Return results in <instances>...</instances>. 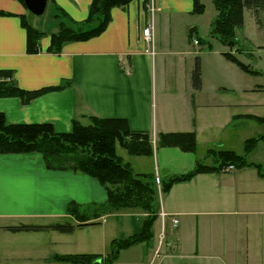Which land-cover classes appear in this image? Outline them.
<instances>
[{"label":"crops","instance_id":"crops-1","mask_svg":"<svg viewBox=\"0 0 264 264\" xmlns=\"http://www.w3.org/2000/svg\"><path fill=\"white\" fill-rule=\"evenodd\" d=\"M92 1L49 0L50 18L55 19L49 25L47 20L30 22L31 12L24 1L0 0V71H13L14 83L27 91L69 82L29 103L18 97H0V113L7 122L49 123L58 133H69L75 121L90 124V116L125 119L133 131L149 133L156 142L160 133L194 132L198 150L191 169L201 160L204 149L232 150L243 155L248 138L242 131L253 114L232 115L226 110L263 105L264 100L248 101L249 92L262 89L227 87L232 62L225 53H231L230 48L228 52L218 48L190 50L191 34L200 27V15L193 14L194 1L153 0L152 13L145 6L146 0H133L126 7L112 10V20L99 36L68 42L59 53L50 51L52 35L63 24L85 21ZM247 9L258 30L264 31V10L258 23L251 8ZM23 19L45 33L37 52L27 51ZM149 25L154 27L157 53L153 56L146 53L148 44L143 38V30ZM239 33L249 42V48L264 47L246 35L244 26ZM200 43L194 42V47ZM238 53L231 54L245 64ZM197 58L202 73L198 89L193 83ZM214 72L219 73L218 77ZM228 94L243 97L232 102ZM221 115L227 116L221 120ZM232 136L243 142L238 151L228 145ZM158 149L156 145L155 153ZM154 155L149 158L155 160ZM152 169L160 171L157 164ZM146 170L135 172L150 173ZM165 171L180 175L190 170ZM262 174L264 169L261 173L256 167L227 168L174 184L161 199V209L170 214L164 223L161 221L166 232L169 223L177 234L158 264H172L167 259L176 260L175 264H264ZM107 199L104 186L87 174L48 169L38 153H0V264H78L64 257L79 254L106 258L114 239L140 232L145 216L138 210L108 211L101 216L105 220L99 217L90 221L99 224L79 226L82 222L69 212L70 204L76 203L81 212L93 213ZM174 218L179 220L177 226ZM56 225H73L74 229L63 232L53 227ZM22 226L43 228L14 230ZM98 227L102 229L95 231ZM153 248V242L134 244L122 250L111 264H121L123 257L129 259L124 264H147L148 258L153 261Z\"/></svg>","mask_w":264,"mask_h":264},{"label":"trees","instance_id":"trees-1","mask_svg":"<svg viewBox=\"0 0 264 264\" xmlns=\"http://www.w3.org/2000/svg\"><path fill=\"white\" fill-rule=\"evenodd\" d=\"M132 1L93 0L89 8V16L85 21L73 23L72 26L63 24L60 31L52 35L50 51L59 53L68 42L86 41L99 36L111 22L112 10L116 7H126ZM193 1V14L204 13L206 6L203 0ZM211 1L217 11V16L211 24V37L232 48L237 45L235 37L238 30L244 26V8H251L258 23H260L259 14L264 10V0ZM147 4L145 3V6ZM23 25L27 29V51L29 53L39 51V42L45 33L34 28L26 19H23ZM225 56L252 75L262 74L246 66L230 53H226ZM12 76L13 71H0V97H18L24 103H29L43 93L64 88L69 84L66 82L59 87L27 91L16 85ZM201 76V62L197 58L193 72V83L197 89L201 87ZM248 117L264 122V117L253 115ZM73 125L71 132L58 133L49 123L10 124L4 114L0 113V153H38L42 156L48 169H71L97 179L107 191V202L98 206L92 215L81 212L76 203H71L69 212L82 222L79 226L99 224L97 221H90L101 217L108 211L142 210L145 216L142 219L140 232L127 238L114 239L111 244V252L106 258L94 254L64 257L78 264H99L98 260H101V264H111L118 259L122 250L141 242L148 245L152 243L153 228L158 219L157 214L160 208V197L154 185L156 182L153 175L135 172L132 165L126 163L117 153L116 143L119 142L122 148L132 156L152 157L155 148L149 133L133 131L125 119H104L93 116L88 125L79 121H75ZM260 142H264V136L248 139L243 155L232 150L219 149L217 151L210 148L208 156H213L217 162H222L221 167L205 166L199 160L196 167L189 173L171 176L163 180V194L169 193L174 184L187 182L197 174L221 172L231 166L237 169L256 167L262 173L264 167L261 164L247 159ZM156 145L157 148L176 147L183 152L195 153L198 150V140L194 132L160 133ZM222 167L224 169H221ZM53 227L63 232H71L74 229L73 225ZM41 228L43 227L22 226L16 227L14 230H40Z\"/></svg>","mask_w":264,"mask_h":264},{"label":"rangeland","instance_id":"rangeland-1","mask_svg":"<svg viewBox=\"0 0 264 264\" xmlns=\"http://www.w3.org/2000/svg\"><path fill=\"white\" fill-rule=\"evenodd\" d=\"M151 0H148L147 3H149ZM204 3H206V8L204 13H202L200 16H198L197 18V22H199L200 27H198L197 33L192 35L191 38V42L192 45L190 46V50L192 52L197 51H201V52H205V51H213L218 49H222L225 52L229 51V48L231 50V53H238V57L240 60H242L243 62H245V64H250L253 70H257L259 72H261L262 74L254 76L246 71H244L237 63L231 61L232 63L230 64V75H231V80H230V84L227 85V87L229 88H237V86H246V87H251V88H257L262 89V91L259 92H249L248 93V101H257L258 100H264V47L259 48V47H252L249 48V42L245 39H243L241 37V34L238 32L237 36L235 37L236 40V46L232 47H226L224 46L220 41H218L216 38L211 37V24L212 21L214 20V17L216 16V9L215 6L213 4V2L211 0H203ZM146 3V4H147ZM154 4V3H153ZM150 6V5H148ZM245 9V8H244ZM150 10L151 9H147ZM51 8H47L46 12L42 15V16H36L34 14H29V20L31 22V20L35 19L36 21H48L49 25L53 23V21H55L54 18H50L51 16ZM243 16H244V27H245V33L247 36H249L251 39L254 40V42L256 44H263L264 45V31H260L258 30L254 19L251 17L250 11L249 9L247 10H243ZM262 19L264 21V14L262 16ZM153 26V25H152ZM240 31V30H238ZM196 41H201L200 45L201 46H196L194 47V42ZM154 47H155V42H154ZM247 50H250L251 53L246 54ZM147 53V52H146ZM156 47H155V55H156ZM230 53V54H231ZM149 54V53H148ZM226 54V53H225ZM244 54V55H242ZM151 55V54H150ZM233 55V54H231ZM242 55V56H240ZM234 56V55H233ZM235 57V56H234ZM238 65V66H237ZM248 66V65H246ZM227 70V69H226ZM215 76L218 77V72H214ZM237 73H241V74H237ZM228 75V70H227V74ZM213 77V75H211ZM239 77V78H238ZM228 98L232 101V102H236V101H240L242 100L243 95H236V94H228L227 95ZM247 110V111H246ZM227 112L231 111L232 115L233 114H238V113H244V112H248L249 114H253L256 116H261L264 117V104L263 105H258V106H254V107H247V109L242 108L240 111L239 109L236 108H228L226 110ZM238 112V113H235ZM227 116V115H225ZM224 115L220 116V119L222 120L224 117ZM92 116H90L89 119H91ZM88 119V120H89ZM248 127L246 130L242 131V134L245 135V137H247L248 139L250 138H258L261 136H264V122H260L258 121L256 118H249L248 120ZM203 138V137H202ZM229 138H231V143L228 142ZM227 140L228 145L232 146V148L236 151H238V149H240V147L243 146V142L239 139V138H234L229 137ZM152 140V138H151ZM207 141V140H204ZM153 143V147L155 148L156 146V139L152 140ZM117 146V153L123 158V160L128 163V162H132L135 165L132 166L136 171H140V170H146L149 168V170L146 171H150V174L153 175L154 180H155V187L157 188V191L159 193V202H160V208H159V212H158V219L156 221V225H155V231H154V238L152 240V242L154 243V248L152 249L153 251H156L159 246H160V237L161 234L163 232V227H162V218L160 217V213H161V199L162 197H164L165 195L162 192V185H163V180L168 179L171 176H175L172 172L170 171H165L166 169H170V170H176V171H180L183 168H189L190 171H192V165L194 162V158H195V154L193 152H183L182 150H180L179 148L176 147H164V148H159L158 151L155 153L154 152V157L155 160H153L152 158L149 157H144V156H132L128 153V151L124 148H122L121 144L119 142L116 143ZM214 150L218 151V148H213ZM211 150H202L200 152L201 155V161L205 166H210V167H221L222 162H217V160L213 157V156H208V152ZM248 161H254V163L257 164H264V142H260L257 149L255 150V152H253L251 155H248L247 157ZM218 160H221L220 158H218ZM222 161V160H221ZM157 167L159 166L160 171L159 172H155L152 168L153 165H156ZM197 165V164H196ZM168 166V167H165ZM166 168V169H165ZM229 168H234L235 167H229ZM221 169H224L223 167ZM227 170V169H225ZM190 171H186L187 173H189ZM224 171V170H222ZM186 173V174H187ZM179 175V174H176ZM158 179L160 180L158 182ZM171 201V198H170ZM163 202V201H162ZM127 210H138L141 213H143L142 210L140 209H127ZM90 215H92L90 212H88ZM147 215V213H146ZM105 217H101L102 221ZM96 219V218H94ZM93 220V219H92ZM105 220V219H104ZM107 227L106 225L104 226ZM168 229L167 232H165L164 235V239H163V244L161 246V254L157 257L154 254V258L152 261V257L151 259H147V264H150L151 262H155L154 264H158L160 259H162L164 253L166 252L167 249V245L169 244V242H174L175 241V232H177V230H171L170 228V224L168 223L167 225ZM102 228H96L95 231H100ZM120 238H124L119 237ZM152 244V243H151ZM150 244V245H151ZM204 245L207 244V242L204 241L203 243ZM147 247V246H146ZM152 248V247H151ZM146 249H149V247H147ZM151 250V249H149ZM157 258V259H156ZM125 261H129V259L127 257H123L122 260L120 261L121 264H124ZM166 261L171 262L172 264L176 263V260L174 259H167ZM203 264L200 261H197L193 264ZM146 264V263H144ZM153 264V263H152Z\"/></svg>","mask_w":264,"mask_h":264},{"label":"built area","instance_id":"built-area-1","mask_svg":"<svg viewBox=\"0 0 264 264\" xmlns=\"http://www.w3.org/2000/svg\"><path fill=\"white\" fill-rule=\"evenodd\" d=\"M150 5V6H148ZM147 8L151 9V12L154 13L155 9H154V4H153V0H151L148 4H147ZM143 38L144 40L146 41V43L148 44V48L146 49V52L151 54L152 56L155 54V51H154V31H153V26L152 25H149L147 27L144 28L143 30ZM196 43H198V41H196ZM160 180L158 179V182ZM170 214L168 212H166L165 210H161V213H160V217L163 219V223L164 221L168 218ZM179 223V220L177 218H174L173 219V224L174 226H177ZM165 226H164V229H163V232L161 234V237H160V246L159 248L155 251V256H159L161 254V246L163 244V239H164V235H165ZM99 264H101V260H98Z\"/></svg>","mask_w":264,"mask_h":264},{"label":"water","instance_id":"water-1","mask_svg":"<svg viewBox=\"0 0 264 264\" xmlns=\"http://www.w3.org/2000/svg\"><path fill=\"white\" fill-rule=\"evenodd\" d=\"M48 1L49 0H24V3L32 14L42 16L47 10Z\"/></svg>","mask_w":264,"mask_h":264},{"label":"bare ground","instance_id":"bare-ground-1","mask_svg":"<svg viewBox=\"0 0 264 264\" xmlns=\"http://www.w3.org/2000/svg\"><path fill=\"white\" fill-rule=\"evenodd\" d=\"M153 31H154V27H153ZM154 42H155V35H154ZM154 51H155V48H154ZM155 55V54H154Z\"/></svg>","mask_w":264,"mask_h":264}]
</instances>
